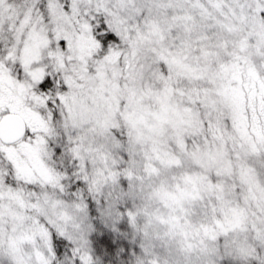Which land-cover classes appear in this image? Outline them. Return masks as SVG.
<instances>
[{
    "label": "snow or ice",
    "instance_id": "1",
    "mask_svg": "<svg viewBox=\"0 0 264 264\" xmlns=\"http://www.w3.org/2000/svg\"><path fill=\"white\" fill-rule=\"evenodd\" d=\"M0 264H264V0H0Z\"/></svg>",
    "mask_w": 264,
    "mask_h": 264
},
{
    "label": "rangeland",
    "instance_id": "2",
    "mask_svg": "<svg viewBox=\"0 0 264 264\" xmlns=\"http://www.w3.org/2000/svg\"><path fill=\"white\" fill-rule=\"evenodd\" d=\"M235 78L239 79L240 77H239V75H237ZM222 94L224 95L226 100L232 99L234 102L242 101V99H243V92L241 91V89H239L238 87H236V88L231 87L230 82H229V84L223 86V93ZM18 114L21 115L25 120H29L31 118L30 114L26 111H23V110L20 111ZM152 115L156 116L157 119H161L159 114L152 113ZM163 118L164 119H174V118L183 119V117L179 113V111L175 110V109H173V115L172 116H166ZM139 122L143 123L146 127H149V128L152 127V125H150L148 123V114L141 115L139 117ZM241 124L246 126V119L241 120ZM245 130H246V127H245ZM206 155H208V157L210 158V160L213 163H217L222 159V156L219 153H211L210 152Z\"/></svg>",
    "mask_w": 264,
    "mask_h": 264
},
{
    "label": "water",
    "instance_id": "3",
    "mask_svg": "<svg viewBox=\"0 0 264 264\" xmlns=\"http://www.w3.org/2000/svg\"><path fill=\"white\" fill-rule=\"evenodd\" d=\"M25 119L17 114L16 117L11 122H6L3 126L5 132L11 131L13 134H18L19 131H22V124Z\"/></svg>",
    "mask_w": 264,
    "mask_h": 264
}]
</instances>
